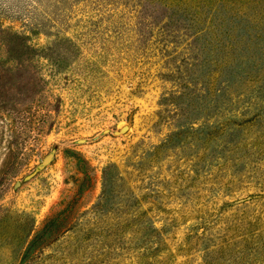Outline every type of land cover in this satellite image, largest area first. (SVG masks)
<instances>
[{"label":"rangeland","instance_id":"1","mask_svg":"<svg viewBox=\"0 0 264 264\" xmlns=\"http://www.w3.org/2000/svg\"><path fill=\"white\" fill-rule=\"evenodd\" d=\"M0 264H264V0H0Z\"/></svg>","mask_w":264,"mask_h":264},{"label":"water","instance_id":"2","mask_svg":"<svg viewBox=\"0 0 264 264\" xmlns=\"http://www.w3.org/2000/svg\"><path fill=\"white\" fill-rule=\"evenodd\" d=\"M49 158L46 159V161H48Z\"/></svg>","mask_w":264,"mask_h":264}]
</instances>
